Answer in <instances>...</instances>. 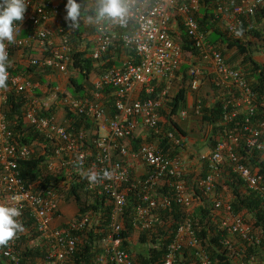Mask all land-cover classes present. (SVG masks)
Returning a JSON list of instances; mask_svg holds the SVG:
<instances>
[{
	"label": "built area",
	"instance_id": "built-area-1",
	"mask_svg": "<svg viewBox=\"0 0 264 264\" xmlns=\"http://www.w3.org/2000/svg\"><path fill=\"white\" fill-rule=\"evenodd\" d=\"M66 2L26 0L23 20L14 22L18 23V28L13 42H6L10 67H16L12 66V59L17 54L19 59H25V67H36L42 73L47 70L67 73L73 51L88 50V57L94 62L95 76L92 88L83 98H76L56 85L49 87V97L43 99L41 95L45 93L41 84L32 81V75L26 78L8 68L6 86L0 88V204L20 209L18 220L23 230L3 245L1 256L9 264H24L23 250L42 243L47 252H44V261L37 259L26 264H66L91 230L100 232V215L92 212L57 224L61 219L63 196L56 188L36 192L35 185H29L21 178L19 161L30 159L33 153L31 148L20 146L9 130L5 105L14 96L23 101V123L35 128L54 147L53 155L46 162L47 173H58L74 165L82 169L91 167L89 173L85 170L86 176L94 174L97 177L95 181L88 179V188L106 197L110 212L107 234L94 245L93 264H134V256L121 249L130 191L137 192L139 196L134 218L135 231L139 233L151 231L154 225L162 223V218L157 215L160 211L174 205L185 211L175 237L167 246L164 264H181L188 250L193 251L197 264H217L194 229L192 214L198 202L184 181L182 159H170L153 143L144 144L137 151L130 150L126 144L140 127L156 137L164 135L180 149L187 141L177 138L174 132H164L160 125V111L168 101L169 87L183 64L182 48L172 34L179 24L202 62L201 66L191 67L188 71L189 96L199 91L203 79L211 81L219 91H229L234 96L228 103L231 108L225 106L223 113L226 138L217 140L216 147L200 156L207 162L208 172L200 179L199 187L212 199V216L219 215V227L228 235L239 236L253 251L250 254L245 250L237 251L227 240L224 245L230 255L237 256L240 263L245 259V264H264V247L260 246V238L241 215L233 213L230 198L217 192L224 165H228L231 172L264 203V176L251 169L245 157L238 153L243 142L247 154L256 150L264 156V102H257L256 93L242 70L228 64L200 29L196 14L201 9V0H123L128 9L123 22L105 20L90 23L82 16L79 27L86 31L78 37L79 44L73 42L77 30L70 31V22L65 20ZM213 3L214 20L223 23L234 38L241 37L243 21H250L264 10V0H213ZM93 4L94 0H89L90 7ZM117 50L132 51L137 62L124 59L119 67L104 68L103 57ZM260 54L264 64V42ZM163 81L167 84L165 89L156 98L151 97ZM142 93L148 98L142 99ZM109 94L115 99L116 113L112 117L105 106ZM54 98L60 101L64 111L85 117L97 126L98 136L90 141V145H87L89 133L86 130L62 125L56 114H50ZM193 99L188 108L177 116L181 121L186 120L191 112L201 114L203 101ZM241 107H245L247 116L240 133L228 131L227 126L235 118L236 109ZM258 108L262 109V114H256ZM116 154L147 167L149 172L134 183L130 177V166L116 161ZM166 182L169 183V191L159 193L158 187ZM33 231L39 236L27 245L22 243V239L30 238Z\"/></svg>",
	"mask_w": 264,
	"mask_h": 264
},
{
	"label": "trees",
	"instance_id": "trees-1",
	"mask_svg": "<svg viewBox=\"0 0 264 264\" xmlns=\"http://www.w3.org/2000/svg\"><path fill=\"white\" fill-rule=\"evenodd\" d=\"M78 2L83 4V17L88 18L89 16H94L98 0H94V4L91 7L89 5V0H78ZM214 9L215 5L213 0H201V9L196 14V20L201 30L207 33L210 32L208 36L209 42L224 55L228 64L242 70L252 90L256 93L257 102L259 104L264 102V64L253 59V53H260L263 47L264 26L259 28L258 25L264 24V10L254 19L243 21L242 27L240 28L241 37L234 38L226 30L222 29L221 23L219 25V22L214 20ZM85 31L83 27L78 28L77 36L73 39L74 44H79V42H77L79 40L78 37L83 35ZM179 32V35L177 31L172 34L181 37V42H178V40L176 41L180 44L183 53H192L196 55L197 53L183 27H180ZM245 36L247 37V43L244 42ZM88 54V50L80 51L75 49L71 55L72 62L68 68L69 71L73 72L74 76L70 77V85L67 91L69 90L70 94L76 98L85 97L92 88L89 77L94 73L95 67L94 62L88 57ZM124 59L137 62V57L132 51H111L103 57L104 68L119 67ZM239 60H241V62H239ZM183 66H181L176 75L181 76L179 88L171 101L168 99V101L165 102V104L170 106L169 113L165 114L163 110L160 111V116H164H161L162 120L160 125L164 132H174L177 138L186 139L190 136L191 132L195 133V131H198L200 137L198 140L205 142L206 146L209 148H214L217 145V140L222 141L226 138L223 113L225 106L229 105L228 103L234 96L229 91H219L211 81H206V84L202 83L199 92L204 105L203 109L199 115H196L194 112L190 113L195 128L191 127L188 129V123L180 125L175 118L182 110L187 109L189 106L187 87L190 77L188 71L192 67ZM9 70L14 74L22 75L26 78H29L31 75L38 76L39 81L44 84V81L41 80L39 76L41 73L36 67L16 66L9 67ZM165 87V83H159L156 91L151 97L156 98ZM205 93L213 94L211 101L208 102L204 97ZM141 98L146 99L148 96L142 93ZM114 105V97L111 94L107 95L105 106L111 117L116 113ZM246 111L245 107L236 109L235 118L232 120V123L227 126L228 131L234 130L240 133L245 117L247 116ZM5 113L9 122V130L13 132L16 142L20 146L31 148L33 153L30 159L19 161L18 169L21 178L27 184L35 185L34 190L36 192H45L49 189L56 188L58 194L65 197L64 200H73L78 210L76 217L85 215L87 212L100 215V224L98 225V230H100V232L94 233V231L91 230L87 234L88 237L84 238L83 241L78 244L77 251L66 263L93 264L95 257L94 245L107 234L110 205L106 197L89 190L85 170L89 173L91 167L82 169L73 165L66 170L62 169L58 173H47L46 162L53 155L54 147L49 144L48 140L35 128L26 126L23 123L24 110L22 99L11 96L5 105ZM56 113L57 111L52 107L50 109V114ZM262 113V109L258 108L256 110L257 115ZM63 119L64 122H62V125L74 129H84L89 133L87 145H90V141L98 136L97 126L85 117L73 115L65 110ZM149 132L152 133L151 131ZM157 137L154 136L153 133L149 135L148 138H136L134 135L132 138L128 139L126 144L130 150L137 151L144 144L156 142L155 145L158 150L170 159L181 158V152L187 150L186 143L183 148L180 149L174 146L164 135ZM238 153L245 157V162L251 169L259 171V173L264 176V156L260 151L253 150L247 154L244 150V143L241 142ZM114 159L126 164L125 159L121 158L118 154H116ZM146 170L149 172L147 167ZM197 171V177L193 175L194 172L191 175L183 176L189 192L194 193L197 197L198 205L194 208L192 214L193 226L197 232V237L204 243L205 248L217 264H245V259H242L240 263L237 256L230 255L224 243L228 240L237 251L245 250L248 254L253 252L251 247L239 236L228 235L219 227V215L212 216V199L199 187L198 183L200 179L204 178L208 172V164L205 160L199 159V165L196 167V172ZM130 177L131 180L136 183L140 180L139 178L143 176L136 177L134 172L130 171ZM168 191V182L158 187V192L161 194H165ZM225 191H229L233 213L241 215L243 220L250 226L252 232L260 238V246L264 247V203L231 172L228 165H224V173L217 183V192L224 194ZM138 203V193L133 191L128 192L127 206L124 214V230L121 233V249L134 256V264H164L167 246L175 237L177 228L185 217V211L182 207L174 205L171 209L157 213V215L162 218V223L154 225L151 231L140 232V247L136 250L132 244V237L136 232L134 218ZM37 236H39V234L33 231L30 238L22 239L21 242H25V245H27L29 241L37 238ZM42 247V243H38L34 248L26 247L22 252L24 264L34 262L37 259L44 261L42 259L47 252L46 249ZM3 248L4 246L0 245V264H9L8 261L1 256ZM181 264H197L193 251L188 250L185 252Z\"/></svg>",
	"mask_w": 264,
	"mask_h": 264
},
{
	"label": "clouds",
	"instance_id": "clouds-1",
	"mask_svg": "<svg viewBox=\"0 0 264 264\" xmlns=\"http://www.w3.org/2000/svg\"><path fill=\"white\" fill-rule=\"evenodd\" d=\"M82 7L83 4L78 2V0H67L65 5V11H66L65 20L66 22H70L68 24L70 31L78 30L80 20L82 18ZM26 8H27L26 0H0V88L6 86V82L8 78L7 70L10 67V62L8 58V53L6 51V47L7 44L13 42L16 29L18 28V23H14V22H20L23 20ZM127 13H128V9L125 3L123 2V0H98L95 8V14L94 16H89L88 21L90 23L91 22L99 23L105 20L112 22H123ZM180 27L182 26L178 24V28L176 30H173V32L180 30ZM205 33L208 36L210 34V32L209 33L205 32ZM208 36H207V40H208ZM177 37L178 36H176V38ZM188 54L194 62V64H192L193 65L192 67L202 65V62H200L197 54L196 55L192 53H188ZM184 64L185 63H183L182 66ZM176 77L177 76H175V78ZM188 95H189V90H188ZM63 121L64 119L61 121V123ZM87 179H89L90 181H95L97 177L94 174H90L87 177ZM20 216H21V211L19 208L0 204V245H6L16 236L18 232L23 230V226L18 220V217Z\"/></svg>",
	"mask_w": 264,
	"mask_h": 264
},
{
	"label": "rangeland",
	"instance_id": "rangeland-1",
	"mask_svg": "<svg viewBox=\"0 0 264 264\" xmlns=\"http://www.w3.org/2000/svg\"><path fill=\"white\" fill-rule=\"evenodd\" d=\"M256 21V20H255ZM256 23V22H255ZM220 25V24H219ZM222 25V29L223 30H226L225 29V25L224 24H221ZM259 26V28H262L263 26H264V24L262 25V24H259L258 25ZM179 30H177V34L179 35ZM177 35V36H178ZM177 40H178V42H181V37L180 36H178L177 38H176ZM244 42L245 43H247L248 41H247V37L245 36L244 37ZM24 56V55H23ZM25 57V56H24ZM23 58H20L19 59V57L17 56V54H15V56L13 57V59H12V61L14 62V64H12V66H19L20 64L22 65L23 64V66L25 65L24 64V60L25 59H23ZM253 59H255L256 61H259V62H263V60H262V58H261V54L259 53V52H255V53H253ZM192 60V58H190V56H189V54L188 53H185L184 52V54H183V58H182V63H187V62H189V61H191ZM239 62H241V60H239ZM68 73H69V75L70 76H72L73 75V72L72 71H68ZM30 79L32 80V81H34V82H36V83H40V81H39V79H38V77H36V76H31L30 77ZM178 80H174L172 83H171V85H170V87H169V100L171 101V99L175 96V94H176V92H177V90H178V88H179V82H177ZM41 84V83H40ZM43 85V86H42ZM41 87H43L42 89H43V93H45V94H42L41 95V98H43V99H45V98H47V97H49V94H50V91L48 90L49 89V85H45V84H41ZM47 87H48V89H47ZM63 90L64 91H66V92H68V93H70L69 92V90L67 91V90H65L64 88H63ZM212 99H210V100H208V102L209 101H211ZM54 109L57 111V112H59V113H56V116L58 117V115L57 114H60V113H63V117L62 118H60V120H59V117H58V120L60 121V123H61V121L63 120V118H64V115H65V111L64 110H57V108H56V106L54 105ZM163 112L165 113V114H168L169 113V111H170V106L168 105V104H165L164 105V107H163ZM162 116V115H161ZM191 116V115H190ZM188 117L186 120H184V121H181L179 118H175L176 119V121L180 124V125H183V124H187L188 123V129H190L191 127H193V128H195V125H194V123H193V118L192 117ZM162 117H164V116H162ZM161 120H162V118H161ZM164 120V119H163ZM64 122V121H63ZM102 133H104V132H102ZM137 134H144L145 136H146V138H148L149 137V135H151L152 133H150L148 130H146V129H140V131H138L136 134H135V136L137 135ZM190 136L191 137H196V138H200L199 137V133H198V131H195V133L194 132H191V134H190ZM155 143L156 142H154L153 144L155 145ZM204 149L205 148H203V151H204ZM183 150V149H182ZM206 151V150H205ZM186 152H188V150H185V155H186ZM199 152H202V151H199ZM200 154V153H199ZM195 158V159H194ZM182 161V164H183V169H184V171H185V169L187 170V169H189V170H191V171H194V174L193 175H195V177H197V175H198V171L196 172V167H198V165H199V155L196 157V156H192V157H190V159L188 158L186 161L185 160H181ZM228 198L230 197V194H229V191H225V193H224ZM65 199V197H61V203H60V207H61V215H62V217H61V219H59V221H58V224L59 223H62V222H66V221H70V220H72L74 217H76V214H77V212H78V210H77V207H76V205H75V202L73 201V200H69V201H66V200H64ZM139 237H140V233L139 232H135V234H134V236L132 237V244H133V247L134 248H136V250H137V248L138 247H140L139 245Z\"/></svg>",
	"mask_w": 264,
	"mask_h": 264
},
{
	"label": "crops",
	"instance_id": "crops-1",
	"mask_svg": "<svg viewBox=\"0 0 264 264\" xmlns=\"http://www.w3.org/2000/svg\"><path fill=\"white\" fill-rule=\"evenodd\" d=\"M113 52V51H112ZM192 64H194V62H193V60H191V61H189V62H187V63H185L184 64V66H193ZM183 66V67H184ZM69 71V70H68ZM41 73V75L39 74V76H40V78H41V80H43L44 81V84L45 85H49L50 87H53V86H56V85H59L62 89L64 88L65 90H67V89H69V85H70V77H72V76H74V75H72V76H70L69 75V73L67 72V73H60V72H57V71H50V70H47V71H45V72H40ZM95 74V71H94V73L89 77V81H90V84H91V82H92V79H93V76H95L94 75ZM33 76V75H32ZM36 77H38V76H36ZM39 79V78H38ZM176 80H178L177 82H179V81H181V76H177L176 78H175ZM174 79V80H175ZM173 80V81H174ZM172 81V82H173ZM41 83V82H40ZM161 83H165V85H167L166 84V82L165 81H163V82H161ZM180 83V82H179ZM202 83H204V84H206L207 82H206V80L204 79L203 81H202ZM42 84V83H41ZM203 84V85H204ZM43 86V85H42ZM41 88H43V87H41ZM47 89H48V87H47ZM49 91H51V89H48ZM37 92H39L40 93V91L39 90H37ZM212 93L211 94H207V93H205L204 94V97L207 99V100H210L211 98H212ZM201 95H200V92H198L197 94L196 93H194V95L192 96L193 98H197V99H201V97H200ZM192 97H190L189 95H188V105H190V103H191V100H194ZM202 100V99H201ZM52 103H54V105L56 106V108H57V110H63L62 109V107H61V104H60V101H58L57 99H55L54 98V100H53V102ZM54 107V106H53ZM57 113H59V112H57ZM58 115V117H59V120H60V118H62L63 117V113H60V114H57ZM140 129H143L142 127H140L139 128V130L138 131H140ZM136 138H146V136L144 135V134H137L136 135ZM187 141H186V145H187V150H188V152H186V155H185V151H183V152H181V159L182 160H187L188 158L190 159V157L191 156H198L199 155V159H200V156H201V154H203V153H206V152H209V147L208 146H206V143L205 142H202L201 140H198V138H196V137H191V136H188L187 138ZM203 148H205L204 149V151H203ZM206 150V151H205ZM199 151H202V152H199ZM200 153V154H199ZM125 162H126V164L127 165H129L130 166V171H133L134 172V174L136 175V177H140V176H145L146 174H147V170H146V168L145 167H143L142 165H140V164H138V163H134V162H132V161H128V160H126L125 159ZM185 175H191V174H193V172L194 171H191V170H189V169H185ZM61 217H62V215H61ZM60 219V218H59ZM59 219L57 220V224H58V221H59ZM63 223V222H62Z\"/></svg>",
	"mask_w": 264,
	"mask_h": 264
}]
</instances>
